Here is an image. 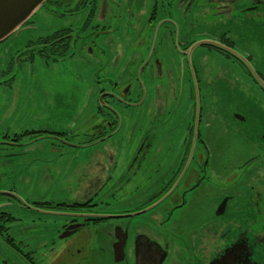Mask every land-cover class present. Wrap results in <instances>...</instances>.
I'll return each mask as SVG.
<instances>
[{
    "label": "flooded vegetation",
    "instance_id": "flooded-vegetation-1",
    "mask_svg": "<svg viewBox=\"0 0 264 264\" xmlns=\"http://www.w3.org/2000/svg\"><path fill=\"white\" fill-rule=\"evenodd\" d=\"M160 1L142 0L136 15L133 0H48L0 44V264H264L258 49L230 28L214 45L181 44ZM197 2L179 0L182 21ZM214 2L229 23L241 14L264 26V0ZM158 17L155 38H142ZM89 44L106 62L102 84L90 71L31 75L68 66ZM81 79L100 90L73 104L93 112H77L70 134L38 85L67 92ZM231 142L244 145L232 160Z\"/></svg>",
    "mask_w": 264,
    "mask_h": 264
},
{
    "label": "rangeland",
    "instance_id": "rangeland-1",
    "mask_svg": "<svg viewBox=\"0 0 264 264\" xmlns=\"http://www.w3.org/2000/svg\"><path fill=\"white\" fill-rule=\"evenodd\" d=\"M215 1V0H211ZM243 0H239L237 2L238 4H235L233 8L236 7H241ZM179 0H161L159 3L160 10L159 14L163 13L164 11L162 10V7L165 6V11H170L173 13L176 17V22L175 25L177 27V33L176 37L179 38L180 34V43H184L185 40L187 42H194L196 41L198 44H209V45H214L216 43V38H218L219 34L222 32L223 28H230L232 31V34L235 35L234 37L236 38L238 43H242L245 46H248V44L251 46L250 50L254 49V46L256 45L258 51L254 52V61L256 62V68L261 69L262 73L264 74V26L261 27L260 25L258 26H248L246 23V20L244 19V15L241 14H236L233 16V20L231 21L234 22L235 25L230 26L231 23H229L228 19H223L222 15L218 14L220 7H219V2L217 3H212L210 4V0H198L197 4L198 6L193 4L192 6V13H188L189 17L188 19L184 22V20H181V10H179V5H178ZM142 0H133V7L134 11H136V15L140 12L142 9ZM45 5V4H44ZM163 5V6H162ZM44 7V6H43ZM42 7V8H43ZM41 8V9H42ZM40 9V10H41ZM38 10L39 13H42V11ZM222 11V10H221ZM37 12V13H38ZM36 13V14H37ZM35 14V15H36ZM34 15V16H35ZM31 18L30 20H33L35 17ZM199 17V18H198ZM198 18V19H197ZM222 18V19H220ZM161 20V17L156 18V21L154 22V26L156 23H158ZM148 19H140L138 22L135 24L136 28V39H137V50L138 53H147L148 48L152 42V40H146L147 44L143 45L140 47L141 44V39L140 37L143 35L142 32L149 26H147ZM108 21L103 22V24H107ZM128 26V25H124ZM147 26V27H145ZM151 25L149 28H151L150 32H152L149 35H143L142 38H150L154 37L153 36V28L158 31L160 24H157L155 27ZM119 28V27H118ZM147 28V30L149 29ZM179 29V30H178ZM181 29V31H180ZM92 32V30H88V33ZM147 32V31H146ZM131 33V30L128 31L124 29L122 33H119L117 37L119 38H125ZM132 36V35H130ZM129 36V37H130ZM155 38V37H154ZM175 42H177L176 38H174ZM99 41V40H98ZM130 43V42H129ZM132 43V40H131ZM130 43V44H131ZM178 43V42H177ZM99 45H103L101 41L98 43ZM129 44V45H130ZM91 49L93 50L92 53H88L84 51V53H80L78 58L75 60L70 61V64L68 66H60L57 69L51 68H36L32 71L31 75H44L47 73H52V74H57V73H67L70 71H74L75 73L79 74L84 72H89L88 75H92L93 78L100 76L102 78L101 84L104 81L103 77V72L104 69L100 70V68L103 67V64L106 63L105 59L101 56L102 52L98 48V46H94L92 44H89ZM133 47V46H131ZM206 48V47H205ZM205 48H201V50H205ZM213 57V55H211ZM97 60H101L102 64L98 63ZM100 73V74H98ZM29 74V73H27ZM66 74L61 77L65 78ZM98 77V80H100ZM81 81L78 83L80 85L79 89L74 90L75 87L71 89H67V92H65L64 89L58 86H51V85H43L40 84L39 90L42 91V93L49 98V103L48 105V112H49V117H51L52 120H59L63 119L64 124H66V127L68 128L70 134L72 132H75L74 134L79 133V127H73L68 125V123H78L76 122L79 118L77 112L81 114V117L87 118L90 117L92 114V110H84L81 109L80 111H76L73 104L77 101H79V96L82 97V102H88L90 99L96 97V93L99 92L100 87L97 85L95 87L94 83L96 82L94 79L93 81L90 80V82L82 83ZM94 82V83H93ZM98 82V81H97ZM79 86V85H78ZM218 88H223V86H219ZM108 89L110 87L108 86ZM209 89H211V86H209ZM216 89V88H215ZM30 89H27V91ZM74 90V91H73ZM17 91L23 92L26 90L18 89ZM28 137H25L22 139L23 143H27ZM244 150V145L241 144L240 142H231L230 148L228 152H232V159H236L239 155L237 152H242ZM38 214L32 213L28 214L27 218L29 219L28 221L35 219L37 220ZM30 226H32L31 223H29ZM32 229V227H30Z\"/></svg>",
    "mask_w": 264,
    "mask_h": 264
},
{
    "label": "water",
    "instance_id": "water-1",
    "mask_svg": "<svg viewBox=\"0 0 264 264\" xmlns=\"http://www.w3.org/2000/svg\"><path fill=\"white\" fill-rule=\"evenodd\" d=\"M48 0H0V44L21 31Z\"/></svg>",
    "mask_w": 264,
    "mask_h": 264
}]
</instances>
